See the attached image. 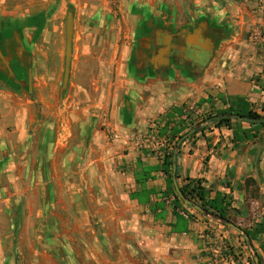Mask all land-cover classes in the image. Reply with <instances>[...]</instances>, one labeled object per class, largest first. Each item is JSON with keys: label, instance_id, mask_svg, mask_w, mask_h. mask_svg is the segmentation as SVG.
Returning <instances> with one entry per match:
<instances>
[{"label": "rangeland", "instance_id": "rangeland-1", "mask_svg": "<svg viewBox=\"0 0 264 264\" xmlns=\"http://www.w3.org/2000/svg\"><path fill=\"white\" fill-rule=\"evenodd\" d=\"M69 12L74 34L65 88ZM13 17L35 65L32 86L26 72L19 86L0 81V126L8 133L0 157L13 161L18 180L11 188L19 193L11 214L0 204V239L7 236L0 264H119L120 241L135 234L121 187L123 159L132 147L151 151L152 135L165 126L191 131L224 110L213 98L201 104L214 80L238 71L243 80L262 81L264 0H0L1 20ZM150 20L159 27L202 21L197 34L209 28L215 35L205 41L214 46L208 68L191 75L151 71L146 55L153 46L144 35ZM161 65L167 70L169 60ZM253 106L263 118L264 102ZM249 186L247 229L264 217L259 187Z\"/></svg>", "mask_w": 264, "mask_h": 264}, {"label": "crops", "instance_id": "crops-1", "mask_svg": "<svg viewBox=\"0 0 264 264\" xmlns=\"http://www.w3.org/2000/svg\"><path fill=\"white\" fill-rule=\"evenodd\" d=\"M19 31L20 24L14 17L4 21L0 18V81L13 87L19 86L20 78H24L22 74L26 72L28 75L31 73V83L27 84L32 86L35 65L33 49L25 47L26 42L17 37ZM261 79L260 82L243 80L238 71L231 72L225 78L214 80L210 85L213 89L207 91L210 96L203 94L201 98H213V101L221 103V109L226 108L222 101L243 99L254 110V102H264V75ZM206 81L201 88H205ZM180 127L179 123H175L163 136V129L155 131L151 151L132 147L130 154L123 159L127 171L121 178V187L123 198L127 200L133 215L130 227L135 234L130 242L126 239L120 241L119 254H124L119 264H251L242 248L240 233L226 229L219 221L187 206L176 207L172 195H163L167 190V176L161 168L162 162L168 143H173L174 132ZM255 134L256 138L253 137ZM7 137L6 129L0 126L1 151L7 148ZM170 150L169 146V153ZM177 163L179 187L191 181H201L200 187L207 199L213 200L218 195L226 198L230 204L229 215L237 217V225L243 229L247 227L253 211V202L249 198L250 182L259 187L256 204L264 203V126L257 129L251 123L233 119L228 126L214 125L202 129L195 137H189L182 143ZM16 175L13 161L6 155L1 156L0 204L8 215L13 210L16 194H19L11 188L17 184ZM146 175L150 179L145 180ZM143 190L148 194L140 199L131 198ZM140 221H144V224ZM263 223L264 217H260L248 229ZM4 239H0V249L3 248ZM252 243L261 253L263 262L264 234ZM4 264H11V261L6 260Z\"/></svg>", "mask_w": 264, "mask_h": 264}, {"label": "flooded vegetation", "instance_id": "flooded-vegetation-1", "mask_svg": "<svg viewBox=\"0 0 264 264\" xmlns=\"http://www.w3.org/2000/svg\"><path fill=\"white\" fill-rule=\"evenodd\" d=\"M171 23L172 21H169L167 27L165 23H161L164 26L159 27L158 23L150 20L144 27V35L153 46L146 55L151 71L155 73L169 71V76L176 70H181L184 75H191L194 70L205 71L214 55V46H207L205 41L208 42L210 38L212 40L215 35L209 32V28H202V31L197 34L202 21L181 26ZM158 39L161 41L159 45ZM167 54L168 56H165ZM162 59L169 60L167 70L161 69Z\"/></svg>", "mask_w": 264, "mask_h": 264}, {"label": "trees", "instance_id": "trees-1", "mask_svg": "<svg viewBox=\"0 0 264 264\" xmlns=\"http://www.w3.org/2000/svg\"><path fill=\"white\" fill-rule=\"evenodd\" d=\"M211 100H212L211 98L207 100H202L201 104L210 105ZM222 104H224L226 108L224 110L218 111L212 117L207 118L206 120L203 121V123L205 121L210 120L213 124L216 125V127L228 126L233 121V119H222V120L215 119L217 117H221L224 115H236V116H241V117H247L250 119H261L262 118L258 113H256L253 109H251L250 104L243 99H232V100L229 99L226 102L222 101ZM174 114L180 118L183 116V113L179 111V109L178 110L176 109ZM251 126L259 129L260 127L264 126V123L263 124H251ZM168 129H169V126H165L161 133V136L166 135ZM202 129L203 127L200 130H198L195 134L191 135L190 138L195 137L198 133L202 131ZM185 131L186 129H184L183 126L181 125L180 129L174 132V135H173L174 148L177 145L178 141L181 140L187 133H189L190 129L186 131V133ZM253 137L256 138L257 135L255 134L253 135ZM183 142H185V140ZM173 151H171L170 153L166 152L164 154V158L162 162L161 168L167 176V190L164 192L163 195L167 197H169V195H172L174 197V203L176 207H179L180 205L186 206L184 202L178 197L175 191L174 185H173V181H172V161H173V153H174ZM148 179H150V177L149 175H146L145 180H148ZM177 179H179L178 175H177ZM200 184H201V181H191L188 185L180 187V190L187 199L191 200L192 202L202 207L203 210L213 215H216L220 217L221 219L232 221L231 220L232 218L229 215L230 204L226 202V198L221 195H218L213 200L207 199V196L204 190L200 187ZM144 194L145 195L148 194L147 191L143 190L139 194L132 195L131 198L140 199V197ZM188 208H191V207H188ZM243 230L248 235L251 242L258 241V238L264 234V223L256 225L255 228H251V229L245 228ZM245 244L246 246H248L246 242ZM263 248H264V245H263ZM253 250L255 251V249ZM257 256L259 258L258 264H262L261 257L259 255Z\"/></svg>", "mask_w": 264, "mask_h": 264}, {"label": "water", "instance_id": "water-1", "mask_svg": "<svg viewBox=\"0 0 264 264\" xmlns=\"http://www.w3.org/2000/svg\"><path fill=\"white\" fill-rule=\"evenodd\" d=\"M73 32H74V15H73V12H69L68 19H67V46H66L65 77H64V87L65 88L67 87V85L69 83L70 75H71ZM29 76H30V83H31V73L29 74ZM215 119L216 120L237 119V120L245 121V122H248L251 124H263L264 123V117L261 119H250L247 117H241V116H236V115H224L221 117H217ZM209 122H210V120H208L204 123H201L197 127H195L194 129H192L181 140L178 141L176 147L174 148L173 161H172V181H173L175 191H176L178 197L184 202L185 205L191 207L192 209H194L198 213H201L205 216L212 217L213 219L219 221L223 225H225V226L229 227L230 229H232V230L240 233L241 235H243L245 242L247 243L250 250L253 252L255 263L258 264L259 263L258 256H257L256 252L253 250L254 247L252 245L250 238L248 237V235L245 233V231L243 229H241L240 227L234 225L233 223H231L227 220L221 219L220 217L203 210L202 207H200L196 203L192 202L191 200L187 199L180 190L178 179H177V164H178L177 162H178V154L180 151V147H181L184 140H186L191 135L195 134L203 125H205Z\"/></svg>", "mask_w": 264, "mask_h": 264}]
</instances>
